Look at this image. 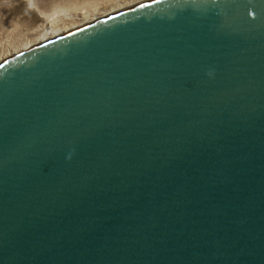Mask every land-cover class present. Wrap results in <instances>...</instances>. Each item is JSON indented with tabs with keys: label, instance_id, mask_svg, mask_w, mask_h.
Instances as JSON below:
<instances>
[{
	"label": "water",
	"instance_id": "water-1",
	"mask_svg": "<svg viewBox=\"0 0 264 264\" xmlns=\"http://www.w3.org/2000/svg\"><path fill=\"white\" fill-rule=\"evenodd\" d=\"M0 264H264V0H147L1 61Z\"/></svg>",
	"mask_w": 264,
	"mask_h": 264
},
{
	"label": "rangeland",
	"instance_id": "rangeland-1",
	"mask_svg": "<svg viewBox=\"0 0 264 264\" xmlns=\"http://www.w3.org/2000/svg\"><path fill=\"white\" fill-rule=\"evenodd\" d=\"M129 0H0V60L26 50V46L39 42L45 28L43 21L54 14H73L87 8L97 9L95 18L126 9ZM130 4V3H129ZM70 18L59 21L72 31ZM63 21V22H62ZM61 29V28H60ZM67 32V31H63ZM38 40V41H37ZM25 48V49H24ZM10 53V54H9ZM13 53V54H12ZM8 55V56H7Z\"/></svg>",
	"mask_w": 264,
	"mask_h": 264
},
{
	"label": "bare ground",
	"instance_id": "bare-ground-1",
	"mask_svg": "<svg viewBox=\"0 0 264 264\" xmlns=\"http://www.w3.org/2000/svg\"><path fill=\"white\" fill-rule=\"evenodd\" d=\"M144 1H147V0H129L128 2H126V3H128V6L126 8L135 6V5L140 4ZM96 10L97 9L90 10L87 8H82V10L76 11L73 14L67 15V14L63 13V14H54L53 16L45 17L46 19L43 21L42 24L44 25V22L47 23L49 21V27L43 29L44 30L43 36H41V38L38 39L39 40L38 43L28 45V46H26V49H29V48L37 45V44H40L42 42H45L47 40H50L52 38H55L57 36H60L62 34L69 32L70 30L68 31V29L65 28V25L57 26L58 24H61L59 21H61L63 19L70 18L71 20H69V21H72V23L79 21L78 24H73V26H72V28H75V27L78 28V27H81V26H83L87 23H90L96 19L104 17V16H101V17L95 18L97 13H98ZM112 13H114V12H112ZM63 31H67V32H63ZM15 54H18V53L15 52ZM11 56H13V55H11ZM11 56H9V57H11ZM9 57H7V58H9ZM7 58H5V59H7ZM5 59L0 60V62L4 61Z\"/></svg>",
	"mask_w": 264,
	"mask_h": 264
},
{
	"label": "clouds",
	"instance_id": "clouds-1",
	"mask_svg": "<svg viewBox=\"0 0 264 264\" xmlns=\"http://www.w3.org/2000/svg\"><path fill=\"white\" fill-rule=\"evenodd\" d=\"M207 75H209L210 77L213 75V72L212 71H209L208 73H207ZM71 156H72V152H69L68 153V156H67V159H71Z\"/></svg>",
	"mask_w": 264,
	"mask_h": 264
}]
</instances>
